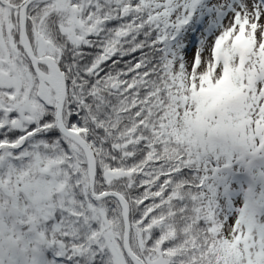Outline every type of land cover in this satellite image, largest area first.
I'll return each mask as SVG.
<instances>
[{"label":"snow or ice","instance_id":"snow-or-ice-1","mask_svg":"<svg viewBox=\"0 0 264 264\" xmlns=\"http://www.w3.org/2000/svg\"><path fill=\"white\" fill-rule=\"evenodd\" d=\"M0 264H264V0H0Z\"/></svg>","mask_w":264,"mask_h":264}]
</instances>
